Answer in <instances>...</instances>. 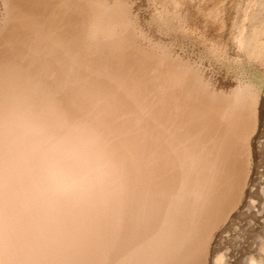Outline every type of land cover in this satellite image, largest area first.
Wrapping results in <instances>:
<instances>
[{"label":"bare ground","instance_id":"6f19581e","mask_svg":"<svg viewBox=\"0 0 264 264\" xmlns=\"http://www.w3.org/2000/svg\"><path fill=\"white\" fill-rule=\"evenodd\" d=\"M4 3L0 264H262L264 175L238 223L253 239L213 249L239 229L224 227L251 173L257 85L218 91L168 55L136 58L118 3Z\"/></svg>","mask_w":264,"mask_h":264},{"label":"rangeland","instance_id":"374dc122","mask_svg":"<svg viewBox=\"0 0 264 264\" xmlns=\"http://www.w3.org/2000/svg\"><path fill=\"white\" fill-rule=\"evenodd\" d=\"M102 1H106L110 6L118 3L128 11L127 19L130 26H133L131 30L135 31L134 34L132 32L134 47L138 46V50H131L133 56L139 55L142 59L141 56L144 55L143 60L148 58V61H152L158 56L168 55L169 62H184L218 91H230L239 83L257 85L260 100L257 132L251 140V173L242 201L231 213L233 220L230 219L224 229L232 225L238 226V223L246 219L241 215L245 204L257 198L250 195L254 179L264 175V142L258 143L259 140H264V136L260 137L264 132V54L262 50L255 49L257 45L261 49L264 47V27H261L257 44L250 39L256 3L259 0ZM4 9V0H0V25ZM146 55L149 57L146 58ZM231 220L234 223H231ZM254 233L250 227L239 228L237 232L230 230L228 234L224 233L228 235L227 240L220 244L216 234L213 249L216 254L227 250L235 251L237 246L244 244L243 242L251 241ZM259 259H262L264 264V255ZM208 264H211V258Z\"/></svg>","mask_w":264,"mask_h":264}]
</instances>
